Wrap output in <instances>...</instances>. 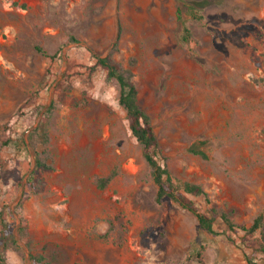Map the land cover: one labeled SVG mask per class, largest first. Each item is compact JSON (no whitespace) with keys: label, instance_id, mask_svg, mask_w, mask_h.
Here are the masks:
<instances>
[{"label":"rangeland","instance_id":"374dc122","mask_svg":"<svg viewBox=\"0 0 264 264\" xmlns=\"http://www.w3.org/2000/svg\"><path fill=\"white\" fill-rule=\"evenodd\" d=\"M96 55L132 71L175 184L264 215V0H0V264H264L220 216L211 233L156 200Z\"/></svg>","mask_w":264,"mask_h":264},{"label":"trees","instance_id":"16d2710c","mask_svg":"<svg viewBox=\"0 0 264 264\" xmlns=\"http://www.w3.org/2000/svg\"><path fill=\"white\" fill-rule=\"evenodd\" d=\"M180 1L184 2V0ZM38 50L42 51L40 48ZM95 59L96 65L102 66L107 70L106 80L115 84L118 88V102L126 112V117L129 121V128L141 146L143 157L150 166L153 181L157 186L156 200L160 202L164 197L170 198L181 207L194 213L200 227L211 233L217 232L214 228V222L215 219L220 216L230 230L236 231L239 229L244 232L247 237L245 244L251 248L254 253H264V239L261 237L263 234V213H258L250 224H236L229 218L226 212L221 211L218 207L212 204L207 191L200 184L184 182L181 187L175 184L166 163L161 164L158 160L157 155L160 152L159 138L154 131L150 115L138 102V88L132 81V71L115 62L111 56L108 55L104 57L96 55ZM35 133L43 134L44 140H47L43 122L29 134V139L33 145H35L33 141ZM201 154L205 156L204 153ZM37 166L44 168L49 167L47 163L40 159H37ZM111 179L112 175L99 178L97 181L98 186L104 187ZM188 194L203 197L207 203V209L200 210ZM2 226V238L5 241L4 244L8 246H19L12 227L5 221ZM256 231H259L261 236L253 237V234ZM244 258L247 261V264H259L254 260L252 254L245 253ZM194 259L200 264H204L200 252H197Z\"/></svg>","mask_w":264,"mask_h":264}]
</instances>
